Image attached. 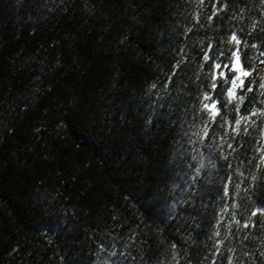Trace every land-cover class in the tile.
<instances>
[{"label": "trees", "instance_id": "obj_1", "mask_svg": "<svg viewBox=\"0 0 264 264\" xmlns=\"http://www.w3.org/2000/svg\"><path fill=\"white\" fill-rule=\"evenodd\" d=\"M261 52L264 0H0V264H264Z\"/></svg>", "mask_w": 264, "mask_h": 264}, {"label": "snow or ice", "instance_id": "obj_2", "mask_svg": "<svg viewBox=\"0 0 264 264\" xmlns=\"http://www.w3.org/2000/svg\"><path fill=\"white\" fill-rule=\"evenodd\" d=\"M231 40L234 41L237 45L240 44V40L237 38L236 35H233L231 37ZM261 56H264V52L260 53ZM232 57H234V62L231 64V67H229L228 64H224L223 68L228 69L229 72L236 73L235 76L229 78L223 70H221V63H216L215 68L218 70V76H213V81H215L218 78H223L225 83L230 84V87L227 90L226 97L228 98L229 102L235 99H239L240 101L243 100V96L237 97L236 89L242 88L244 85V79L242 77H248L251 75L250 71L245 70V68L241 65L240 62V55L239 50L232 53ZM208 57L205 56V60H207ZM264 62V61H262ZM211 87L215 89L217 87L216 83L213 82ZM261 87H264V85H261ZM251 91V89H249ZM212 97L210 94L206 93L204 96L205 101L211 100ZM204 109L208 110L211 117L215 118L217 115L219 109L217 108V103L213 101L212 103H204ZM255 115V113H253ZM241 119H247L246 117H241ZM236 129L239 130L240 120H237L236 122ZM225 195H227V189L225 190ZM257 212H259L261 215H264V207L258 208L256 211L252 212V215H257ZM244 227H248V224H244Z\"/></svg>", "mask_w": 264, "mask_h": 264}]
</instances>
